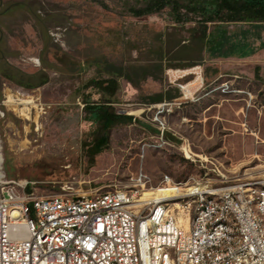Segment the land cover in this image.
<instances>
[{
	"label": "rangeland",
	"instance_id": "1",
	"mask_svg": "<svg viewBox=\"0 0 264 264\" xmlns=\"http://www.w3.org/2000/svg\"><path fill=\"white\" fill-rule=\"evenodd\" d=\"M149 1L0 0V172L7 178L47 195L264 176V62L242 59L230 45L258 37L264 21L208 23L220 57L209 60L196 15L177 22L171 5L138 15ZM187 69L195 73L173 74ZM199 75V88L184 98L181 85ZM108 98L132 119L112 125L97 151L100 126L84 103ZM171 207L185 216L180 202Z\"/></svg>",
	"mask_w": 264,
	"mask_h": 264
},
{
	"label": "built area",
	"instance_id": "2",
	"mask_svg": "<svg viewBox=\"0 0 264 264\" xmlns=\"http://www.w3.org/2000/svg\"><path fill=\"white\" fill-rule=\"evenodd\" d=\"M225 179L168 180L160 188L179 195L139 201L138 183L38 195L0 172V264H264V176ZM179 202L186 223L171 211Z\"/></svg>",
	"mask_w": 264,
	"mask_h": 264
},
{
	"label": "trees",
	"instance_id": "3",
	"mask_svg": "<svg viewBox=\"0 0 264 264\" xmlns=\"http://www.w3.org/2000/svg\"><path fill=\"white\" fill-rule=\"evenodd\" d=\"M171 5L177 22L190 21L188 13L196 15L203 25L199 40L203 41L208 34L207 24L228 21H264V0H150L149 3L138 12V15L151 13ZM182 9L185 14H182ZM184 15V16H182ZM209 42L212 40L208 39ZM115 98L92 103L85 100L84 108L89 113V119L100 126L98 136L94 140V146L99 151L106 143V132L116 123L130 122L132 117L126 114H118L112 107Z\"/></svg>",
	"mask_w": 264,
	"mask_h": 264
},
{
	"label": "crops",
	"instance_id": "4",
	"mask_svg": "<svg viewBox=\"0 0 264 264\" xmlns=\"http://www.w3.org/2000/svg\"><path fill=\"white\" fill-rule=\"evenodd\" d=\"M215 37V33H212V34H209L207 35V37L204 39L205 41L208 39L212 40L213 42V38ZM255 39V40H254ZM212 42H210V46L208 47L209 49L206 48V45H204V57L209 59V60H215L216 58H220V57H217L214 53H213V44ZM233 46V49L236 51V52H239L237 54L241 55L240 58H244V59H254L257 61V63H261V62H264V32H262L258 37H251L249 35V37L246 35V37L244 36H240L238 38V41H232L230 42ZM235 54L234 58L238 59V55ZM243 56V57H242ZM182 71H192L188 74H183V73H180L178 74L179 77H184V76H187V75H190V74H194L195 72L191 69H187V70H182ZM197 74H199V70H196ZM200 78V80H199ZM202 77L199 75L197 76L196 79L194 80H189L187 83L185 84H189V83H192L193 86H192V94L191 95H188L186 96L185 95V92H184V89H183V85H181V88H182V91H183V97L186 98V99H191L195 93V91L199 88L200 84L202 83ZM184 84V85H185ZM214 90V89H212Z\"/></svg>",
	"mask_w": 264,
	"mask_h": 264
},
{
	"label": "bare ground",
	"instance_id": "5",
	"mask_svg": "<svg viewBox=\"0 0 264 264\" xmlns=\"http://www.w3.org/2000/svg\"><path fill=\"white\" fill-rule=\"evenodd\" d=\"M190 72H192V71H182V70H176V71H173V74L174 75H176V76H178V74H180V73H183V74H188V73H190ZM199 80H200V78H199ZM192 86H193V84L192 83H189V84H185V85H183V89H184V92H185V95L186 96H188V95H191L192 94ZM19 103H22V104H29L30 103V101L29 100H20L19 102H18V104ZM139 112H140V110H133V111H131L130 113L131 114H134V115H138L139 114ZM149 128H151V129H153V127H151V126H148ZM180 147H181V149L184 151V153H185V156L186 157H190L191 156V154H192V151L189 149V147H188V145L187 144H185L184 142H182L181 144H180ZM1 156H0V162H1ZM186 186V185H185ZM184 186V187H185ZM188 186V185H187ZM201 185H199V187H200ZM158 191V192H161V193H159V194H157V193H155V194H153V192H155V191ZM174 189H172V188H156V189H153L152 191H144V193L142 194V196L140 197V199H139V201H150V200H160V199H165V198H167V197H169V196H172V195H179L180 193H176V191L174 192L173 191ZM180 190H182V189H180ZM189 190V189H188ZM172 192H173V194H172ZM176 204H178V203H176ZM175 204V205H176ZM171 211H172V213H173V210L171 209ZM176 217V216H175ZM177 218V217H176ZM187 219H188V216H187V214H185V216L183 217V218H181V219H179V218H177V220L179 221V222H181V223H186L187 222ZM185 226H187V224H184Z\"/></svg>",
	"mask_w": 264,
	"mask_h": 264
}]
</instances>
